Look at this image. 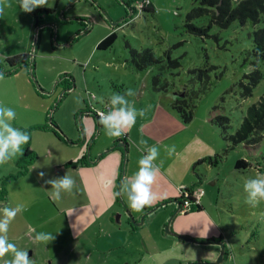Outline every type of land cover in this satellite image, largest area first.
<instances>
[{
    "label": "rangeland",
    "instance_id": "374dc122",
    "mask_svg": "<svg viewBox=\"0 0 264 264\" xmlns=\"http://www.w3.org/2000/svg\"><path fill=\"white\" fill-rule=\"evenodd\" d=\"M142 1L59 0L56 13L44 17L38 32L33 13L22 12L18 0H7L10 7L0 15V64L8 69L6 58L28 54L29 61L35 62L36 79L31 76L30 66L3 74L0 104L16 111L13 126L30 134L28 144L38 154L28 174L6 184L8 203L0 200V207L22 204L25 208L9 226V241L28 251L33 264H134L137 260L153 264L147 263L150 256L163 250L165 253L156 255L159 261L165 258L167 264L213 261L195 259L199 249L210 245L180 239L191 248L172 247L179 238L168 234L166 225L176 208L166 218L171 210L169 207L165 211L167 205L148 215L135 234L110 228L105 223L109 214H104L80 236H72L64 210L72 203L85 202V190L75 183L71 193H62L56 200L50 195V185L38 183L40 172L47 179L68 173L75 180L73 173L56 169L55 164L78 160L95 141L107 139L101 126L97 133L98 123L91 112L101 108L107 112L112 94L132 89L135 95L126 98L138 111L144 110L145 116H138L135 126L121 138L128 139L134 157L145 155L147 147L157 146L160 154L155 163L164 166L176 161L175 167L186 185L180 188L179 196L184 188L194 186L193 194L200 198V212L194 203L187 212L181 204L170 221L171 231L202 241L211 236L223 239L230 259L223 258L221 264H264V201L251 206L245 202L243 191L247 179L264 174V137L257 146L233 145L211 122L214 114L227 116L228 133L234 134L248 108L264 94V61L253 54V31L264 27V19L256 25L248 21L242 26L234 21L227 28L209 27L206 14L188 19L199 6L197 0H150L154 12L144 13L137 7ZM129 4L137 10L132 13ZM113 31L117 33L113 46L97 49L98 43ZM129 46L151 48L164 61L137 71L129 61ZM168 52L172 59L179 60L178 69L168 65ZM255 65L263 78L252 95L245 97L241 82L247 83L245 75ZM158 73L162 82L170 84L166 93L156 94L151 88L152 76ZM64 78L73 84L69 90H65L66 84H60ZM183 93L193 110L187 124L171 108L175 96ZM50 118L57 124L61 139L50 130L37 128L50 123ZM26 145L0 167V188L5 177L17 173V162ZM172 145L175 153L169 156L167 148ZM208 157L213 163L203 162L194 173V163ZM240 159L251 164L237 169ZM200 190L204 191L201 197L196 194ZM38 232L51 233L55 239L36 242ZM212 246L221 251L220 246ZM8 259L11 254L0 258V264Z\"/></svg>",
    "mask_w": 264,
    "mask_h": 264
},
{
    "label": "trees",
    "instance_id": "16d2710c",
    "mask_svg": "<svg viewBox=\"0 0 264 264\" xmlns=\"http://www.w3.org/2000/svg\"><path fill=\"white\" fill-rule=\"evenodd\" d=\"M199 1V6L194 8L192 12L188 15V19H191L200 15H208L209 17V27L216 25L222 28L229 27L234 21H238L242 26L245 25L248 21L252 22L254 25L260 23L264 19V0H197ZM139 10L144 12H154V7L150 2L146 3L145 0L139 4ZM57 5L53 8H38L34 10L33 18L35 19V26L40 31V27L44 25V16L55 14L57 11ZM130 11L135 12L137 8H134L129 4ZM65 17V16H63ZM195 30V28L193 27ZM201 32V31H200ZM117 39V33L115 31L110 32L105 38H103L97 45L99 50H108L110 49ZM130 59L129 61L134 66L137 71H143L148 67L158 65L164 61V58L158 57L154 54L151 48H145L138 50L136 48L130 47ZM253 54L257 60L264 61V27L258 28L253 31ZM166 59L168 65L173 69H178L181 64L179 60L172 59L171 55L166 53ZM31 62V63H30ZM6 66L8 69L4 68L0 64V73L2 74H11L12 72L17 71L18 69L25 68L30 66L31 76L36 79L35 75V62L29 61L28 54L16 55L14 57L6 58ZM203 73L204 71H200ZM247 83L241 82L243 87V96L247 97L252 95L254 88L260 83L263 78L262 71L254 66V69L247 75H245ZM60 84H66L65 90H69L73 85L69 83L67 78L61 80ZM170 84L168 82H162L161 74H154L151 79V88L156 94L166 93L169 90ZM66 92H64V95ZM172 110H174L179 118L185 123H189L192 119L193 110L191 109V104L185 98L183 94H177L171 105ZM104 109V108H103ZM102 110V109H99ZM96 118L98 123V117L95 112H91ZM89 114V112H88ZM211 122L214 125H217L223 136L227 141H231L233 145L246 144L247 146H257L264 137V94L260 99L252 104L246 115L243 118L242 123L234 134H229L228 130L230 128V120L227 116L222 114H214L211 119ZM98 126L101 125L98 123ZM37 128L42 130H50L57 138L61 139L57 124L50 118V123H45L37 126ZM127 145V144H126ZM127 150V149H126ZM85 155V154H84ZM216 158V157H215ZM38 159V154L31 149L29 144L24 148L23 156L17 162L18 171L15 174L7 176L2 181L0 188V200L5 201L8 197V191L6 184L12 179L17 178L21 175H24L28 172L30 166L35 163ZM85 156H82L78 162L85 164ZM205 161L213 163L211 157L205 159H199L193 165V172L197 173L196 167L202 164ZM251 163L245 159H240L236 162L237 169L247 168ZM73 165L72 162H69L67 166ZM263 172L262 169H259ZM199 176L198 183H201V176ZM193 188H184L180 196L181 204L183 200L187 198L189 201L196 205V210L201 211L202 207L199 203H195ZM210 241H221V238L212 237L207 239ZM225 245L224 258L225 260L230 259V250Z\"/></svg>",
    "mask_w": 264,
    "mask_h": 264
},
{
    "label": "clouds",
    "instance_id": "9594fccd",
    "mask_svg": "<svg viewBox=\"0 0 264 264\" xmlns=\"http://www.w3.org/2000/svg\"><path fill=\"white\" fill-rule=\"evenodd\" d=\"M146 3L150 0H145ZM19 7L24 13H32L38 8L46 7L48 0H18ZM10 7L7 0H0V15ZM137 7H140L137 5ZM159 11V10H157ZM131 22V21H130ZM117 31L120 29L117 28ZM4 76L0 73V80ZM135 92L128 89L126 93H115L109 97L108 111L96 109L98 123L101 125L105 135L121 137L132 127L135 126L137 117L145 116L144 110H137L133 104L129 103L126 97L134 96ZM17 113L11 108L0 104V167H3L13 160L18 153L22 152V146L28 144L30 134L24 130L13 126ZM88 117H82L87 119ZM87 131V130H85ZM144 144V141H141ZM169 156L175 153V146L167 148ZM160 154V149L153 145L146 148V154L138 160V170L131 176H125L121 181L120 190L115 193L116 196L126 197L130 209L134 212H140L145 207L151 206L158 199V195L153 190V185L160 173V167L155 163ZM45 173L40 172L39 178L44 180ZM46 185H50V195L53 199H61L62 193H71L75 186V180L70 175L63 177H53L46 179ZM243 191L246 194V203L256 206L264 201V174H258L254 178L247 179L244 183ZM25 210L24 205L17 204L15 207L9 205L0 207V258L11 254V259L5 261V264H33L26 250L18 249L8 238L9 226L16 216ZM31 231H34L31 230ZM31 234V232L29 233ZM55 236L51 233L38 232L34 240L36 242L48 243L53 241Z\"/></svg>",
    "mask_w": 264,
    "mask_h": 264
},
{
    "label": "crops",
    "instance_id": "0c3cea01",
    "mask_svg": "<svg viewBox=\"0 0 264 264\" xmlns=\"http://www.w3.org/2000/svg\"><path fill=\"white\" fill-rule=\"evenodd\" d=\"M58 2L59 0H48L47 6L43 8H53L56 5L58 6ZM100 130L101 128L98 126L97 133ZM82 133L85 136L83 127ZM121 137H118L119 139L116 137L110 139L108 137L107 139H101L102 142L99 143H96L95 141L94 146L91 145V147H88L87 152H85V164L78 162L81 158L78 160L57 162L55 164L56 169L68 170L73 173V176H76L75 183L81 186L86 192L85 202L72 203L73 200H71L72 204L65 208L67 210H64L66 212L65 216L70 224V234L72 236H80L81 233L86 231L89 225L95 223L104 214H109L105 219V223H107L110 228L118 227L119 230L135 234L139 229V226L146 223L148 215L162 206V203H167L165 211H168L171 208L170 212L166 213V218L171 215L176 208V204L173 203V201L180 198L181 195L179 196L178 194L180 188L186 187V185L182 180L183 178L179 175L180 172L175 167V160L169 161L164 164V166H161V162H156L160 167V173L153 185V190L157 193L158 199L151 206L145 207L140 212H134L130 209L126 197L115 195V193L120 190V184L124 177L131 176L138 170L137 162L140 158L137 156L134 157L131 154V144L128 143V139L125 140ZM122 145L125 146V150L121 147ZM69 162H72L73 165L67 166ZM29 171L30 168L26 174H28ZM47 178L48 176L46 175L44 180L39 178L38 183L43 184V181ZM9 182H11V180ZM9 182L7 184H9ZM71 197L74 199V195ZM8 201L9 198L7 197L6 202L8 203ZM117 214L118 217L115 218ZM129 215H131L133 220ZM165 222L166 220L163 219L164 225ZM162 233L166 234L164 230H162ZM212 237L215 236H211V238ZM195 238L198 239L197 237ZM207 239L210 238H206V240ZM179 240L180 238L174 240L171 244L173 248H179L181 250L191 248L183 245L184 242L182 243ZM212 245L219 246L213 243L210 244L209 247H204L206 249H199L195 259L215 260L220 251H217ZM130 250L132 252L137 251L135 248H130ZM163 253H165L164 250L156 254ZM156 254H154L155 257L150 256L151 261H148L147 263L167 264L165 258L159 261ZM142 263L145 262L143 260H137L134 262V264Z\"/></svg>",
    "mask_w": 264,
    "mask_h": 264
},
{
    "label": "water",
    "instance_id": "95a60500",
    "mask_svg": "<svg viewBox=\"0 0 264 264\" xmlns=\"http://www.w3.org/2000/svg\"><path fill=\"white\" fill-rule=\"evenodd\" d=\"M38 87L40 88V85L39 84H38ZM82 135H83V133H82ZM83 139H85V136L84 135H83ZM121 147H123V149L125 150V146L124 145H122ZM107 151H109V150H107ZM173 203H175L177 205V207H176V210H175L174 214L171 216L169 222L166 225V227H167L166 231L168 233H170V234H172V235H174V236H176V237H178V238H180V239H182L184 241L192 242L194 244L210 245V244H213L214 243V244H217V245H219L221 247V251L219 253V257L217 259L213 260V261H208V260H206V261H192V262L179 263V264H221V262L223 261L224 252H225V245H224L223 242H221V241H210V240H204V241H202V240H199V239H196V238H192L190 236L178 235V234H175L174 232L171 231V229H170V221L173 218V216L176 215L177 212H179L180 207H181V201L179 199H175L173 201ZM166 204L167 203L164 202L161 205L162 206H165ZM129 216L132 219L131 215H129Z\"/></svg>",
    "mask_w": 264,
    "mask_h": 264
},
{
    "label": "built area",
    "instance_id": "2783aa9c",
    "mask_svg": "<svg viewBox=\"0 0 264 264\" xmlns=\"http://www.w3.org/2000/svg\"><path fill=\"white\" fill-rule=\"evenodd\" d=\"M107 107H108V106H107ZM101 111H105V109H102ZM196 194H198V196L201 197V196L204 194V191H203V190H200V191H198V193H196ZM194 199H195V203H199L198 201L200 200V198H196L195 195H194ZM193 203H194V202H193ZM191 204H192V202L189 201L187 198H185V199L183 200V203H182V210L187 212L188 209L190 208ZM184 213H185V212H184Z\"/></svg>",
    "mask_w": 264,
    "mask_h": 264
}]
</instances>
